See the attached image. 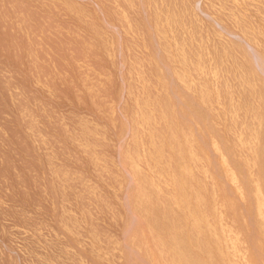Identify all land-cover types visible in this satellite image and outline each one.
I'll use <instances>...</instances> for the list:
<instances>
[{
    "label": "rangeland",
    "instance_id": "rangeland-1",
    "mask_svg": "<svg viewBox=\"0 0 264 264\" xmlns=\"http://www.w3.org/2000/svg\"><path fill=\"white\" fill-rule=\"evenodd\" d=\"M0 264H264V0H0Z\"/></svg>",
    "mask_w": 264,
    "mask_h": 264
},
{
    "label": "bare ground",
    "instance_id": "bare-ground-1",
    "mask_svg": "<svg viewBox=\"0 0 264 264\" xmlns=\"http://www.w3.org/2000/svg\"><path fill=\"white\" fill-rule=\"evenodd\" d=\"M248 4V3H247ZM257 14V13H256ZM219 22V21H218ZM226 28V27H225ZM229 28V27H228ZM224 29V28H223Z\"/></svg>",
    "mask_w": 264,
    "mask_h": 264
}]
</instances>
